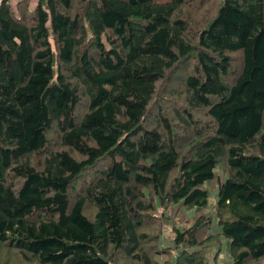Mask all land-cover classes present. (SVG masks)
I'll return each instance as SVG.
<instances>
[{
  "label": "trees",
  "instance_id": "16d2710c",
  "mask_svg": "<svg viewBox=\"0 0 264 264\" xmlns=\"http://www.w3.org/2000/svg\"><path fill=\"white\" fill-rule=\"evenodd\" d=\"M222 243L264 264V0H0V264Z\"/></svg>",
  "mask_w": 264,
  "mask_h": 264
},
{
  "label": "rangeland",
  "instance_id": "374dc122",
  "mask_svg": "<svg viewBox=\"0 0 264 264\" xmlns=\"http://www.w3.org/2000/svg\"><path fill=\"white\" fill-rule=\"evenodd\" d=\"M15 2H16V0H15V1H12L13 6H15V4L17 3V2L15 3ZM184 10H185L187 13H190L192 18L199 17V15H197V10L194 9L193 5H190V4L186 5L185 8H184ZM213 200H214V197H213L212 194H210V196L208 197V202H207V209H208V210L211 209V205H212V203H213ZM88 212H90L89 209H88ZM192 214H193V210H192ZM175 216H176V218H175L174 221L178 220V222H179L180 212H179L178 214H176ZM176 223H177V222H176ZM179 223H180V222H179ZM191 223H192V222H191V219L186 218L185 220H183V221L179 224V226H182V224H183V225H186V224H191ZM177 224H178V223H177ZM163 233H164L165 235H169V234H171V228H170L168 225H166V226L164 227ZM221 245H222V246L219 248V251H217V253H218V256H219V262H220V264H224L225 262H227L228 257H227V255H226L225 252H224V243H222ZM215 250H216V245H215V247H212V249L208 251L209 256H211ZM10 263H11V262H10ZM10 263H9V264H10ZM14 264H24V263H21L20 261H17V262L14 263ZM25 264H31V263L25 262Z\"/></svg>",
  "mask_w": 264,
  "mask_h": 264
},
{
  "label": "crops",
  "instance_id": "0c3cea01",
  "mask_svg": "<svg viewBox=\"0 0 264 264\" xmlns=\"http://www.w3.org/2000/svg\"><path fill=\"white\" fill-rule=\"evenodd\" d=\"M12 1H15V0H12ZM17 1H19V0H16V2H17ZM16 2H15V3H16ZM30 2H31V4H32V6H34V4H35V0H30Z\"/></svg>",
  "mask_w": 264,
  "mask_h": 264
}]
</instances>
